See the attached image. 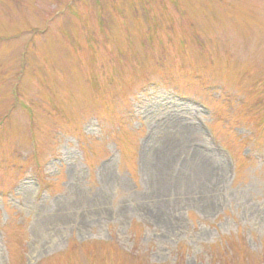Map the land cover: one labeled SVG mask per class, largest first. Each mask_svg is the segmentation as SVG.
Segmentation results:
<instances>
[{
    "label": "rangeland",
    "instance_id": "rangeland-1",
    "mask_svg": "<svg viewBox=\"0 0 264 264\" xmlns=\"http://www.w3.org/2000/svg\"><path fill=\"white\" fill-rule=\"evenodd\" d=\"M0 264H264V0H0Z\"/></svg>",
    "mask_w": 264,
    "mask_h": 264
},
{
    "label": "bare ground",
    "instance_id": "bare-ground-1",
    "mask_svg": "<svg viewBox=\"0 0 264 264\" xmlns=\"http://www.w3.org/2000/svg\"><path fill=\"white\" fill-rule=\"evenodd\" d=\"M185 129H187L186 127H184ZM208 165V162L206 161V156H204L202 158V160L199 162V166L201 167V170L204 169L205 166Z\"/></svg>",
    "mask_w": 264,
    "mask_h": 264
}]
</instances>
